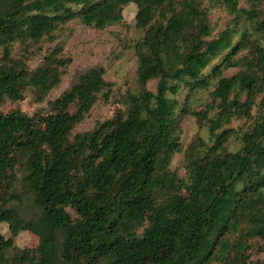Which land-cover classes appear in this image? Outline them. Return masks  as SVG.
I'll use <instances>...</instances> for the list:
<instances>
[{"label": "trees", "instance_id": "16d2710c", "mask_svg": "<svg viewBox=\"0 0 264 264\" xmlns=\"http://www.w3.org/2000/svg\"><path fill=\"white\" fill-rule=\"evenodd\" d=\"M131 4L136 92L117 93L103 64L51 100L73 62L69 25L126 27ZM199 91L205 108L181 104ZM30 94L34 116L0 108V264H264V0H0V105ZM121 99L125 114L79 131ZM188 115L212 143L184 149ZM235 118L246 128L226 129ZM179 153L184 177L170 170ZM23 232L39 245L18 247Z\"/></svg>", "mask_w": 264, "mask_h": 264}, {"label": "rangeland", "instance_id": "374dc122", "mask_svg": "<svg viewBox=\"0 0 264 264\" xmlns=\"http://www.w3.org/2000/svg\"><path fill=\"white\" fill-rule=\"evenodd\" d=\"M137 7L134 4L125 8L124 18L126 27L110 28L103 32H97L83 28L76 23L69 26L74 30L70 38L67 39L64 54L72 58L73 62L70 67V74L65 77L63 87L57 92L50 95V99L54 100L62 91L69 88L73 80V76L81 71H86L94 66L106 65L108 79L116 84V92L124 93L127 89L133 90L136 72V61L134 58L133 46L138 40L140 34L135 29V20ZM212 20L220 25L222 29L227 21V17L220 11H215ZM35 66V64H32ZM236 71H230L228 74L233 75ZM155 87V83L151 85V89ZM187 92H183L179 97L181 104H188L191 110H201L210 103L211 97L209 93L197 92L187 99ZM41 105V101L36 95L30 94L23 101L16 102L14 100H5L1 103L0 108L4 114H10L14 111H22L34 116L35 112ZM43 107V106H42ZM128 103L121 99L113 105H97L91 115L85 120L83 125L79 127V131H87L95 126L97 121L104 120L111 116H119L126 113ZM60 112L50 114H42L33 118L26 128V133L32 137L36 132L42 130L49 124L55 122L59 118ZM246 120L244 118H235L233 122L226 126V129L239 131L246 128ZM181 142L184 149L196 138H203L205 141L212 143L208 131L199 125L198 121L191 116H186L182 121ZM236 143H231V148H235ZM184 155L176 154L171 162L170 170L178 172L180 177L186 175L184 168ZM3 182L0 179V189L3 188ZM184 198H189V191H182ZM0 230L4 235H8V227L1 225ZM16 244L24 249H34L39 245V239L29 232L21 233ZM258 256L255 257L257 259Z\"/></svg>", "mask_w": 264, "mask_h": 264}]
</instances>
